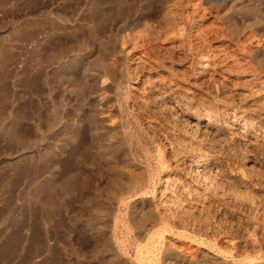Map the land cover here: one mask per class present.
Here are the masks:
<instances>
[{"label": "rangeland", "instance_id": "rangeland-1", "mask_svg": "<svg viewBox=\"0 0 264 264\" xmlns=\"http://www.w3.org/2000/svg\"><path fill=\"white\" fill-rule=\"evenodd\" d=\"M0 264H264V0H0Z\"/></svg>", "mask_w": 264, "mask_h": 264}, {"label": "bare ground", "instance_id": "bare-ground-1", "mask_svg": "<svg viewBox=\"0 0 264 264\" xmlns=\"http://www.w3.org/2000/svg\"><path fill=\"white\" fill-rule=\"evenodd\" d=\"M248 82V81H247ZM191 164V163H190ZM195 164V163H194ZM202 164V163H201ZM203 165V164H202ZM194 166V165H193ZM207 166V165H206ZM191 167V166H190ZM200 169V168H199ZM199 169L197 170V171H199ZM202 171H203V169H201ZM200 170V171H201ZM205 171V170H204ZM195 173V172H194ZM202 173V172H201ZM198 174V173H197ZM172 186V185H171ZM175 190V189H174ZM168 202V201H167ZM163 208V207H162ZM158 242H159V240H158ZM157 245V244H156Z\"/></svg>", "mask_w": 264, "mask_h": 264}]
</instances>
